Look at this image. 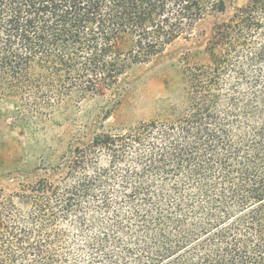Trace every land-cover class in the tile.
Here are the masks:
<instances>
[{
	"label": "trees",
	"instance_id": "obj_1",
	"mask_svg": "<svg viewBox=\"0 0 264 264\" xmlns=\"http://www.w3.org/2000/svg\"><path fill=\"white\" fill-rule=\"evenodd\" d=\"M210 18L163 117L0 189V264H264V0H0V102L31 129Z\"/></svg>",
	"mask_w": 264,
	"mask_h": 264
},
{
	"label": "rangeland",
	"instance_id": "obj_2",
	"mask_svg": "<svg viewBox=\"0 0 264 264\" xmlns=\"http://www.w3.org/2000/svg\"><path fill=\"white\" fill-rule=\"evenodd\" d=\"M224 1L231 12L248 0ZM215 21L207 19L191 40L179 41L153 62L134 67L112 89H100L50 120L26 119L31 129L18 124L12 104L0 102V189L13 191L19 183L37 181L70 148L95 134L119 133L139 122L163 117L167 106L179 100L182 69L210 62L208 40Z\"/></svg>",
	"mask_w": 264,
	"mask_h": 264
}]
</instances>
